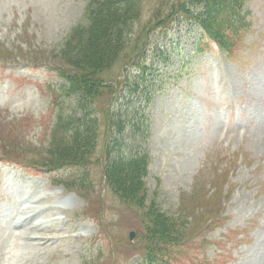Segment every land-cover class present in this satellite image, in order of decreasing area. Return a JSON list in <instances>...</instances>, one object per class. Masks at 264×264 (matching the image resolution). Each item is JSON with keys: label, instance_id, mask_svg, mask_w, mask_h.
<instances>
[{"label": "rangeland", "instance_id": "rangeland-1", "mask_svg": "<svg viewBox=\"0 0 264 264\" xmlns=\"http://www.w3.org/2000/svg\"><path fill=\"white\" fill-rule=\"evenodd\" d=\"M92 1L102 0H0V264H157L173 252L164 264H264V0H246L245 33L232 53L199 44L182 14L169 28L157 24L174 0H139V18L125 20L99 10L92 20L100 14L102 25L88 27ZM193 4L198 14L202 5ZM120 25L132 26V51L120 43ZM81 26L83 43L100 26L101 56L87 50L79 64L63 51ZM142 44L154 75L140 129L132 122L117 130L125 108L114 105L112 127L104 112L96 116L98 138L85 141L86 156L56 159L57 114L77 109L61 74L104 72L107 86L93 103L103 111L109 82L136 73L123 65ZM134 100L141 113L146 101ZM140 155L145 173L129 181L135 169L118 162ZM81 158L80 169L56 167ZM21 215L31 217L28 228L42 220L35 240L22 237Z\"/></svg>", "mask_w": 264, "mask_h": 264}, {"label": "trees", "instance_id": "trees-1", "mask_svg": "<svg viewBox=\"0 0 264 264\" xmlns=\"http://www.w3.org/2000/svg\"><path fill=\"white\" fill-rule=\"evenodd\" d=\"M138 2L139 0L92 1L90 4L91 13L89 14L90 24L88 27L95 25L96 22H99V24L102 25L100 14H97V16H95L93 19L95 23L92 20L93 13L99 10L106 11V14L112 18L118 16V18L121 17L125 20L128 15H131V13H135L139 18L138 13L140 12L141 5ZM245 2L246 0H174L170 5V11L167 12L165 16H161L157 24L163 25V28H169L172 23L169 21H172L176 14H182V17L190 20L191 23H194L205 37L217 42V44L224 51L228 52L227 49H229L228 53H232V49H234L239 44L245 33L244 24H246V22H243L244 18L242 16V10ZM193 3L199 6L200 4L202 5V9L198 14L191 12L192 5H194ZM179 7L181 8L179 9ZM242 23L244 24L242 25ZM131 27L132 26L123 27V25H120L117 26L116 29L118 30V35L123 33L124 38L121 40L122 42L120 41L121 45L123 44L124 47L128 45V50L132 51L133 48L130 46L132 42L131 37H133L135 34L134 31L131 30ZM86 30H88L87 26H81L78 28L73 33L72 44L63 51L66 56H69L74 62H78L79 64L84 63L85 60L88 59L87 50L89 51V55L91 57L95 54L98 56V58L101 56L98 52L99 49L95 46L98 44V41L101 40L99 38L102 33L100 31V26L98 28V32H95L93 35V38L86 41V43H83ZM110 48L111 49H109V51H112L113 53L115 49L111 45ZM146 52L147 50L144 49L142 44L139 48V51L131 54L130 56L128 55L129 57L127 56L129 59L123 65L124 72L128 70L129 66H132L136 68L134 69L136 70V73L133 76L120 73L115 78H112V80L109 82L111 94L108 99V103L103 107V111L96 110L94 106L96 105V100H98L97 97L99 96V92L102 88L101 82L105 83L107 82L106 79H108L103 74L104 72H100L99 70L86 76H71L67 73L61 74V77L65 78L67 82V84L63 86L62 89L66 91L65 93L67 96H72L74 94L76 95L74 100L75 103L72 105H75L77 109H74L70 115L65 114L66 112L63 111L57 114V121L55 122L54 129L55 132L51 139V146L54 147L53 150L57 151L55 153L57 157L56 159L59 160L64 158L68 159L72 156L75 157V155L77 156L79 152L86 156L87 151H90V147L87 145L89 142L91 143L98 138V133L95 131V128L98 127L96 116L98 113L102 114L104 112L106 118L109 120L108 124H106V127H108V125L109 127H112L113 124L111 121L113 120L111 119L112 116L110 114H112L114 105L116 108L124 107V111H126V113L124 111L122 113H116L119 118L115 120L117 130H126V124L130 125L132 122L133 125L131 129L133 131H138L140 129L138 127L139 120H137L136 116L144 113L145 107L150 101L145 98V95L148 96L150 94L148 92H143V90L149 87L148 80L154 75L152 64L148 63L144 59V54ZM106 59H108L107 62L109 63V61L112 59V56L110 58V54H108ZM107 62H104V64L106 65ZM109 66H107L108 69L110 68ZM96 69L97 68H94V70ZM104 83L103 85H105ZM106 86L107 85L103 87ZM135 98H137V101H139L141 105V100L146 101L144 105H142L143 110L141 113H137V110L135 109L136 106L134 105L137 104L135 102L136 100H134ZM93 103L95 105H93ZM78 113L80 114L79 116H77ZM107 140L108 136H104L102 142L105 143L104 146L106 148H108ZM85 141H87L88 144L85 143ZM105 155L106 153L104 152V156ZM81 159L82 161H64L63 163L56 164V167L61 169L62 167L71 165L80 169L83 166V163L87 162L86 159ZM122 165L135 169L134 173L131 174L132 176H127V180H135L139 182L142 174L145 173V156L143 157L140 155V157L136 159L132 158L126 162H123V164L118 162L119 167H122ZM103 172V175L109 179V173L111 172L110 165H107L106 167L105 164L103 167ZM159 240L164 242L162 238H159ZM176 242L177 241H173L172 243L174 244ZM173 248L175 249L174 246ZM153 253L155 252L148 251L145 255H147L149 258H154ZM174 253L175 252H173V255H167V253L161 254L162 257L158 258V260L161 262L158 261L157 264H164L167 263V261H173V257L175 256Z\"/></svg>", "mask_w": 264, "mask_h": 264}, {"label": "bare ground", "instance_id": "bare-ground-1", "mask_svg": "<svg viewBox=\"0 0 264 264\" xmlns=\"http://www.w3.org/2000/svg\"><path fill=\"white\" fill-rule=\"evenodd\" d=\"M14 182V181H13ZM50 206V205H49ZM53 207V206H52ZM52 207H51V211H52ZM60 208H62V207H60ZM60 208H58V209H60ZM56 209H57V207H56ZM54 210H55V208H54ZM47 211V210H46ZM65 211V210H64ZM33 213V215H35L36 214V210H33L32 211ZM48 212V211H47ZM15 214V213H14ZM24 214V213H23ZM30 216V215H29ZM31 217H25L24 215H21V217H19L18 218V220H17V223H19L18 224V226H20L21 225V227H22V224L23 225H25L24 227H22L23 229H22V232H20L19 233V235L22 233V237H24L25 239H29V240H35L36 238H38L37 237V228H38V226H40L41 225V221L42 220H39V222L35 225V226H30L29 228L26 226L27 224H28V221H29V219H30ZM9 222V221H8ZM10 223V222H9ZM47 222H45L44 221V224H46ZM29 226V225H28ZM27 227V228H26ZM51 227V226H50ZM19 228V227H18ZM37 229V230H36ZM51 230H53V229H45V230H43V234H42V236H40L39 237V239H42L43 240V244H46V242L50 239V237H49V233H48V231H51ZM30 244V243H29ZM48 245V244H47Z\"/></svg>", "mask_w": 264, "mask_h": 264}, {"label": "water", "instance_id": "water-1", "mask_svg": "<svg viewBox=\"0 0 264 264\" xmlns=\"http://www.w3.org/2000/svg\"><path fill=\"white\" fill-rule=\"evenodd\" d=\"M133 236H134V234L132 233V234H131V238H133Z\"/></svg>", "mask_w": 264, "mask_h": 264}]
</instances>
